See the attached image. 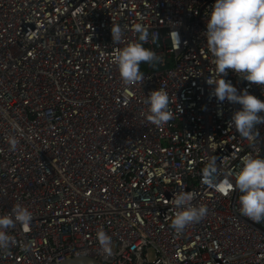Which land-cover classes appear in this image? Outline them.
Wrapping results in <instances>:
<instances>
[{
    "label": "built area",
    "instance_id": "built-area-1",
    "mask_svg": "<svg viewBox=\"0 0 264 264\" xmlns=\"http://www.w3.org/2000/svg\"><path fill=\"white\" fill-rule=\"evenodd\" d=\"M214 2L0 0V215L16 203L32 212L27 232L9 230L14 243L0 263L81 255L104 264H264V222L240 215L238 190L213 186L234 184L245 156L264 158V124L255 142L243 138L229 122L241 106L218 101L206 83ZM137 23L160 60L141 63L143 83L126 86L113 58L137 39ZM112 24L127 26L123 42H113ZM223 78L264 100V87L231 70ZM160 88L173 118L156 125L144 101ZM181 191L208 214L177 233L171 201Z\"/></svg>",
    "mask_w": 264,
    "mask_h": 264
},
{
    "label": "clouds",
    "instance_id": "clouds-1",
    "mask_svg": "<svg viewBox=\"0 0 264 264\" xmlns=\"http://www.w3.org/2000/svg\"><path fill=\"white\" fill-rule=\"evenodd\" d=\"M125 30L127 26L111 25L114 43L124 41ZM133 30L137 39L118 48L113 58L120 79L126 86L143 83L141 63L152 64L160 60L156 52L144 47L149 35L147 28L137 23ZM176 35L178 38L177 33ZM204 35L215 65L214 72L206 77V83L214 86L211 95L220 102L227 100L241 106L232 113L229 122L243 138L255 142L258 125L264 124V100L251 94L247 88L238 92L223 77L231 70L250 85L264 87V0H215L206 20ZM144 102L148 105L149 122L162 125L173 118L169 107L170 97L163 88L150 91ZM216 172L213 159L204 170L206 181L211 183ZM213 186L224 195L238 190L240 215L255 223L264 222V158L251 154L245 156L235 175L234 184L225 179ZM194 199L195 193L189 191L178 192L172 199L173 216L170 226L177 233L207 216V207L193 204ZM31 220L32 212L20 203L13 205L9 214L0 215V252H6L14 243L9 230L20 225L27 232ZM97 239L102 250L111 254L110 237L100 230L97 232Z\"/></svg>",
    "mask_w": 264,
    "mask_h": 264
},
{
    "label": "water",
    "instance_id": "water-1",
    "mask_svg": "<svg viewBox=\"0 0 264 264\" xmlns=\"http://www.w3.org/2000/svg\"><path fill=\"white\" fill-rule=\"evenodd\" d=\"M0 264H13V263H0ZM51 264H104L98 262L97 260L88 256H71L61 260L59 262H54Z\"/></svg>",
    "mask_w": 264,
    "mask_h": 264
}]
</instances>
